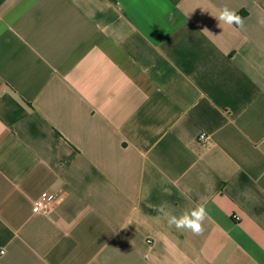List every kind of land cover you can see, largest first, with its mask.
Returning a JSON list of instances; mask_svg holds the SVG:
<instances>
[{"label": "crops", "instance_id": "1", "mask_svg": "<svg viewBox=\"0 0 264 264\" xmlns=\"http://www.w3.org/2000/svg\"><path fill=\"white\" fill-rule=\"evenodd\" d=\"M261 21L264 0H0V264H264ZM164 201L205 204L203 234Z\"/></svg>", "mask_w": 264, "mask_h": 264}, {"label": "clouds", "instance_id": "2", "mask_svg": "<svg viewBox=\"0 0 264 264\" xmlns=\"http://www.w3.org/2000/svg\"><path fill=\"white\" fill-rule=\"evenodd\" d=\"M215 18L218 20L219 24L234 25L240 28L244 26L243 18L236 10L227 6L220 8ZM261 23H264V21H261ZM168 207L167 201H164L156 206V211L163 215L169 228H175L177 231H188L196 236L203 234V225L208 216V210L205 204L198 203L194 207L184 210L179 215L168 211Z\"/></svg>", "mask_w": 264, "mask_h": 264}, {"label": "built area", "instance_id": "3", "mask_svg": "<svg viewBox=\"0 0 264 264\" xmlns=\"http://www.w3.org/2000/svg\"><path fill=\"white\" fill-rule=\"evenodd\" d=\"M199 141L203 144H208L210 141V136H208L205 133H202L199 136ZM54 204H55L54 197L49 192H44L36 200L34 207H33V213L34 214L48 213L52 210ZM235 218L238 219L237 216H235ZM4 253H5L4 251L0 252V254H4Z\"/></svg>", "mask_w": 264, "mask_h": 264}]
</instances>
